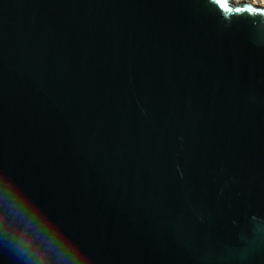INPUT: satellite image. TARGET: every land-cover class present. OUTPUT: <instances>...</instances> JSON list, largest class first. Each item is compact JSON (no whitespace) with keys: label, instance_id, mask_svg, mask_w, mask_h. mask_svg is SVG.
<instances>
[{"label":"water","instance_id":"1","mask_svg":"<svg viewBox=\"0 0 264 264\" xmlns=\"http://www.w3.org/2000/svg\"><path fill=\"white\" fill-rule=\"evenodd\" d=\"M226 3L0 0V264H264V6Z\"/></svg>","mask_w":264,"mask_h":264},{"label":"rangeland","instance_id":"2","mask_svg":"<svg viewBox=\"0 0 264 264\" xmlns=\"http://www.w3.org/2000/svg\"><path fill=\"white\" fill-rule=\"evenodd\" d=\"M234 2L246 1L254 5L264 6V0H232Z\"/></svg>","mask_w":264,"mask_h":264},{"label":"snow or ice","instance_id":"3","mask_svg":"<svg viewBox=\"0 0 264 264\" xmlns=\"http://www.w3.org/2000/svg\"><path fill=\"white\" fill-rule=\"evenodd\" d=\"M218 3H220L221 7L228 10V11H231V9H229L227 3H226V0H217ZM239 10V9H238Z\"/></svg>","mask_w":264,"mask_h":264}]
</instances>
